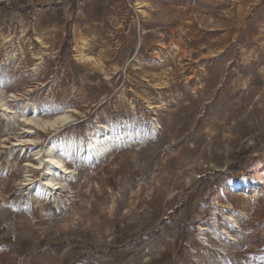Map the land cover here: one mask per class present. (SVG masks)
Instances as JSON below:
<instances>
[{
	"label": "rangeland",
	"instance_id": "1",
	"mask_svg": "<svg viewBox=\"0 0 264 264\" xmlns=\"http://www.w3.org/2000/svg\"><path fill=\"white\" fill-rule=\"evenodd\" d=\"M0 91L77 112L28 136L0 113V264H264V185L239 189L264 175V0H0ZM104 124L133 138L35 204L33 154Z\"/></svg>",
	"mask_w": 264,
	"mask_h": 264
},
{
	"label": "bare ground",
	"instance_id": "2",
	"mask_svg": "<svg viewBox=\"0 0 264 264\" xmlns=\"http://www.w3.org/2000/svg\"><path fill=\"white\" fill-rule=\"evenodd\" d=\"M5 41H10V39ZM14 51L6 52L5 64H9L12 59H15L17 53ZM33 59L40 61L42 57L33 56ZM39 64L40 63L34 64V72L38 71ZM0 93L2 92L0 91ZM25 108H29V113L22 110L20 114H17V112L13 111V108H11L3 96L0 98V113L3 115L5 121L8 124L20 123L24 128L23 133L27 134V136L35 133L34 128H41L45 130L46 127H49L51 130H54L57 126L69 124L74 121L73 114L77 113L74 110L67 109L53 121H41L39 115L35 112L34 105L27 102ZM129 138H133V135L126 131L112 133L108 125L104 124L101 125L100 134L97 136L92 135L85 143L82 140L77 139H69L66 143L51 140V142L47 145L44 154H41L40 150L33 154L35 164L26 163L24 165L25 168L29 169V171L36 172L41 170L42 172L39 184H37L38 180L36 177L33 178L28 176L26 179L27 183L24 185L28 186V189L32 190L29 197L35 204L40 205L42 202L47 201L49 204H52L56 210L60 211V193L67 191L71 192L68 181L75 179V175L77 174L75 170L66 166L65 158L67 156L74 158L86 156L93 158L103 157L121 144L130 142ZM34 142L36 141L32 139H19L18 143H14L10 149L12 150L20 147L21 150L26 152L28 149L25 147L27 145H33ZM262 185H264V175L259 176L258 181L255 183L249 179L242 180L240 182L239 189H241L243 193H252L254 189ZM230 218L231 217L229 216L228 219ZM212 224L216 225L214 219L212 220ZM200 229L202 232L207 231V228L204 227H201ZM225 234L226 237L224 236V241L220 240L217 242L218 244H216V246L223 252L227 251L230 244L238 242L234 235H231L228 232H225ZM204 235L202 237L203 240L206 237H204ZM204 246L205 248L210 247L209 242H206Z\"/></svg>",
	"mask_w": 264,
	"mask_h": 264
}]
</instances>
